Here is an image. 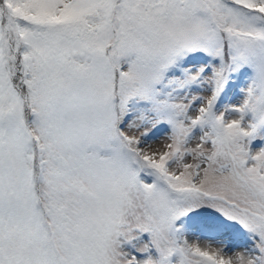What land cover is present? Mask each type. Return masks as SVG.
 <instances>
[{
  "label": "snow or ice",
  "instance_id": "snow-or-ice-1",
  "mask_svg": "<svg viewBox=\"0 0 264 264\" xmlns=\"http://www.w3.org/2000/svg\"><path fill=\"white\" fill-rule=\"evenodd\" d=\"M0 264H264V0H0Z\"/></svg>",
  "mask_w": 264,
  "mask_h": 264
}]
</instances>
